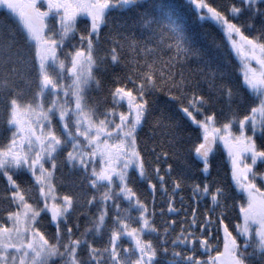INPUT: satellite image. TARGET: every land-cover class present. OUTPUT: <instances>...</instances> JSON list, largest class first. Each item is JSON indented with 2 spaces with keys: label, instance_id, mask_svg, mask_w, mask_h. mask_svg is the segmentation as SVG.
Here are the masks:
<instances>
[{
  "label": "snow or ice",
  "instance_id": "snow-or-ice-1",
  "mask_svg": "<svg viewBox=\"0 0 264 264\" xmlns=\"http://www.w3.org/2000/svg\"><path fill=\"white\" fill-rule=\"evenodd\" d=\"M186 3L238 58L236 84L185 70L202 53L155 0H0V264H264V0ZM157 94L187 147L142 144Z\"/></svg>",
  "mask_w": 264,
  "mask_h": 264
},
{
  "label": "trees",
  "instance_id": "trees-1",
  "mask_svg": "<svg viewBox=\"0 0 264 264\" xmlns=\"http://www.w3.org/2000/svg\"><path fill=\"white\" fill-rule=\"evenodd\" d=\"M156 3L171 6V11L174 14V18L184 26L186 35L189 39L191 46L200 49L202 53V61H189L185 65V70L189 68L195 69L199 64L204 66V62H207L213 68L219 67L223 80L217 79L216 83H228L236 84L237 78L240 75V67L238 59L234 58L228 51V46L225 44V38L221 35L220 30L210 22H201L194 14L193 7L186 3V0H155ZM212 3H223L224 0H211ZM169 10V9H166ZM117 19L119 16L117 14ZM0 23H6L8 25L14 24V19H11L6 14V10L0 9ZM131 23V21H129ZM126 59L131 58V54L124 53ZM113 71L116 73H122L121 68L109 69L106 73H98L103 80V88L93 89L90 93V97L94 100L98 99L101 104L105 103L104 97L107 96L108 88L112 84ZM202 88L207 89V84H202ZM110 101V98H109ZM160 120L164 124L169 122L176 125L174 129L168 130L165 128L155 127V121ZM190 131V122L179 113L177 109L167 101V97L162 94H157L155 97L153 117L149 119V123L144 127V130L140 133L142 144L151 146L153 143L164 142L167 143L168 139H171V135L174 134L179 140L183 142L184 147H187V140ZM175 166L182 167L177 164L176 161H170ZM215 163V161H214ZM58 178L62 181L65 190L76 191V185L78 183L76 175L70 173L67 169L63 174L58 173ZM225 179L223 172L219 177L216 175L215 169L213 170V179ZM3 182L0 181V191L3 190ZM4 202L0 200V208H3ZM83 221V218H81Z\"/></svg>",
  "mask_w": 264,
  "mask_h": 264
},
{
  "label": "rangeland",
  "instance_id": "rangeland-1",
  "mask_svg": "<svg viewBox=\"0 0 264 264\" xmlns=\"http://www.w3.org/2000/svg\"><path fill=\"white\" fill-rule=\"evenodd\" d=\"M238 59V58H237Z\"/></svg>",
  "mask_w": 264,
  "mask_h": 264
}]
</instances>
